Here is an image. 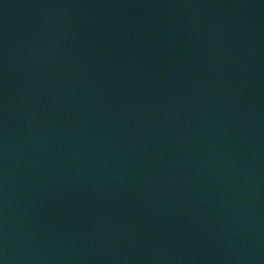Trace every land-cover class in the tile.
Listing matches in <instances>:
<instances>
[{
	"label": "water",
	"instance_id": "1",
	"mask_svg": "<svg viewBox=\"0 0 264 264\" xmlns=\"http://www.w3.org/2000/svg\"><path fill=\"white\" fill-rule=\"evenodd\" d=\"M0 264H264V0H0Z\"/></svg>",
	"mask_w": 264,
	"mask_h": 264
}]
</instances>
